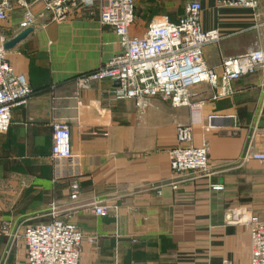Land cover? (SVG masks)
Returning <instances> with one entry per match:
<instances>
[{
  "label": "crops",
  "instance_id": "obj_1",
  "mask_svg": "<svg viewBox=\"0 0 264 264\" xmlns=\"http://www.w3.org/2000/svg\"><path fill=\"white\" fill-rule=\"evenodd\" d=\"M197 1L202 29L227 37L205 48L210 68L220 72L223 59L264 47V29H255L264 22V0L255 10ZM31 3L35 31L7 52L34 95L14 109L9 131L0 134V264L25 263V231L52 221L53 206L85 235L80 264H249V229L230 219L242 210L264 220V165L245 159L264 150V72L234 82L233 94L217 100L209 85L194 88L190 102L198 109L160 99L116 100L112 81L77 95L74 78L120 53V39L100 24L98 12L81 16L80 6L54 22L43 4ZM8 8L0 34L10 41L26 29V9L18 0ZM156 14L147 27L161 17L178 21ZM210 115L219 117L215 130L206 128ZM54 122L69 126L81 164L76 203L69 182L54 180ZM178 126H192L194 146L208 149V174L174 177L169 153L177 147ZM215 185L224 190L213 191ZM102 204L109 207L107 217L93 212Z\"/></svg>",
  "mask_w": 264,
  "mask_h": 264
},
{
  "label": "built area",
  "instance_id": "obj_2",
  "mask_svg": "<svg viewBox=\"0 0 264 264\" xmlns=\"http://www.w3.org/2000/svg\"><path fill=\"white\" fill-rule=\"evenodd\" d=\"M30 0H18L26 9L23 26L35 27L37 16L30 9ZM43 4L52 21H65L69 13L80 6L96 5L99 22L114 30L120 39L122 51L113 56L99 69L74 78L76 93L91 89L95 83L112 81L116 84L112 92L116 100L144 103L145 100L160 99L174 107L200 105L190 102L191 91L203 84L213 90V99L233 94L232 84L245 76L264 72V47L231 59H223L221 71L210 68L205 59V48L221 43L225 38L219 30L204 31L201 26L203 7L201 2H190L184 16L177 22L169 17L153 21L143 35H133L137 0H31ZM220 7L257 9L258 0H217ZM10 0L0 2V25L8 21ZM31 3V4H32ZM264 29V22L255 27ZM262 35V34H261ZM8 38L0 34V134L9 131L14 109L26 106L33 89L25 75L17 74L8 61L5 49ZM218 116L206 118V128L215 130L214 120ZM52 160L55 181H68L70 199L79 201L80 161L73 153L71 132L63 122L52 124ZM177 147L169 153L172 173L176 179L193 174H208L210 157L206 147L193 144L192 126H178ZM264 165V150L245 156ZM172 188L177 190L178 183ZM213 191L224 190L222 185L212 187ZM158 191V194H161ZM93 212L99 217L109 215V207L96 205ZM52 221L29 226L24 234L27 248L24 264H80L85 235L75 224L60 219L57 207H52ZM232 223L244 224L250 233L251 259L249 264H264V220L247 215L238 210L230 219ZM95 239H89L94 243Z\"/></svg>",
  "mask_w": 264,
  "mask_h": 264
},
{
  "label": "rangeland",
  "instance_id": "obj_3",
  "mask_svg": "<svg viewBox=\"0 0 264 264\" xmlns=\"http://www.w3.org/2000/svg\"><path fill=\"white\" fill-rule=\"evenodd\" d=\"M188 3V1L183 0H137L135 26L132 34L134 35L144 32L150 21L155 18L152 16L153 13H157L155 16L162 14L174 15V17H178L179 20V18L184 16ZM78 11L81 16H84V14L93 15L98 12V9L92 4L82 6Z\"/></svg>",
  "mask_w": 264,
  "mask_h": 264
},
{
  "label": "water",
  "instance_id": "obj_4",
  "mask_svg": "<svg viewBox=\"0 0 264 264\" xmlns=\"http://www.w3.org/2000/svg\"><path fill=\"white\" fill-rule=\"evenodd\" d=\"M35 29L33 27H28L20 34L15 36L12 40L6 43L5 49L7 52L14 50L20 43L25 41L32 33H34Z\"/></svg>",
  "mask_w": 264,
  "mask_h": 264
}]
</instances>
